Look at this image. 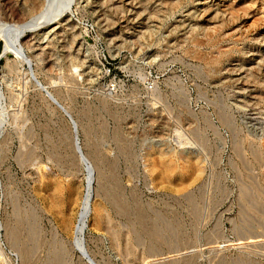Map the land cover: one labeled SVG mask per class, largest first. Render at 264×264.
Listing matches in <instances>:
<instances>
[{"label": "rangeland", "instance_id": "rangeland-1", "mask_svg": "<svg viewBox=\"0 0 264 264\" xmlns=\"http://www.w3.org/2000/svg\"><path fill=\"white\" fill-rule=\"evenodd\" d=\"M113 1L75 0L69 26L24 39L97 172L94 206L106 215L90 216V255L98 264H264V0H143L133 14ZM31 2L0 0V19L30 16ZM86 186L70 117L27 65L7 71L0 229L17 264H91L73 243Z\"/></svg>", "mask_w": 264, "mask_h": 264}, {"label": "bare ground", "instance_id": "bare-ground-1", "mask_svg": "<svg viewBox=\"0 0 264 264\" xmlns=\"http://www.w3.org/2000/svg\"><path fill=\"white\" fill-rule=\"evenodd\" d=\"M47 1V4H46ZM71 0L66 5H61L58 2H53V0H32L29 10L31 15L15 21H9L6 19H0V41L4 42L2 51L0 52V61L7 57L9 54H14L16 60L13 62L10 59L7 61L5 67L0 66V90L3 88V83L5 81V75L7 71H16L20 65H27L35 83L42 88L48 98L56 104L59 108L64 110L72 121V125L75 131L76 148L81 156V160L85 164V170L87 171V186L84 195L79 203V208L77 210V216L75 225L73 227L74 231V246L82 251V254L88 258L91 264H98L97 261L90 255L87 244H86V231L89 226V219L94 212V217H96V223L102 221L105 218L104 208L102 206H94V198L96 196V183H97V172L95 166L91 159L87 156L79 136V122L75 119L68 107L60 100L59 96L49 89L42 80L38 77L34 68V59L32 55L29 54L31 45L29 42L24 41V39L30 34L39 31L49 25H54L56 23L61 24L63 28L69 26L71 19L69 17V12L72 10L73 2ZM86 4L98 3L100 0H83ZM98 1V2H96ZM116 8L125 12H134L135 8L140 9L143 7V0H114ZM140 4V5H138ZM103 5V4H101ZM19 8L11 9V13H19ZM103 11V10H100ZM154 14V15H153ZM127 15V14H126ZM162 15L161 8L155 7L154 12L151 13L152 19H159ZM129 18V16H128ZM145 25H150L146 23ZM124 27V26H122ZM54 33L57 31V27L53 28ZM39 38V37H37ZM50 43L55 44V37L51 38ZM3 118H1V121ZM20 227L13 226L9 224L6 228V235L15 243L20 244ZM40 234V235H39ZM38 234V240H41L46 244V240L42 238L41 231ZM22 258H28L30 256V251L28 248H20ZM179 260L173 258L170 260L171 264H177Z\"/></svg>", "mask_w": 264, "mask_h": 264}, {"label": "built area", "instance_id": "built-area-1", "mask_svg": "<svg viewBox=\"0 0 264 264\" xmlns=\"http://www.w3.org/2000/svg\"><path fill=\"white\" fill-rule=\"evenodd\" d=\"M0 264H17L15 254L8 250L6 243L2 238L1 229H0Z\"/></svg>", "mask_w": 264, "mask_h": 264}]
</instances>
